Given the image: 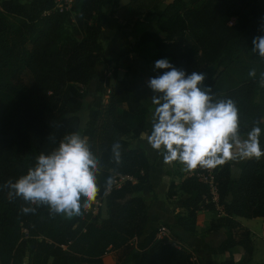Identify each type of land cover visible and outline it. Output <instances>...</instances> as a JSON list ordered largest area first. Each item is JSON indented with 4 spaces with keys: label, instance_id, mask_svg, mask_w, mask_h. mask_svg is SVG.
<instances>
[{
    "label": "trees",
    "instance_id": "16d2710c",
    "mask_svg": "<svg viewBox=\"0 0 264 264\" xmlns=\"http://www.w3.org/2000/svg\"><path fill=\"white\" fill-rule=\"evenodd\" d=\"M144 4L149 11H143ZM54 6V0L0 1V264H103L109 251L115 264H194L190 252L155 237L159 224L145 234L149 205L143 192L155 161L131 144L148 131L149 114L134 90L131 66L139 56L150 68L149 78L166 71L155 69L159 59L188 74L203 73L201 87L211 89L214 102L230 98L236 103L241 135L253 126L262 129L264 151V59L253 52V40L264 36V0H129L122 10L130 16L151 15L155 29L141 31L131 45L106 59L113 64L111 72L98 69L104 61L105 0H72L62 11ZM118 6L119 0H112V16ZM122 60L127 61L124 68ZM252 69L255 77L249 76ZM24 74L30 75L29 82ZM86 100L88 114L81 125ZM73 132L88 138L101 162L97 199L102 204L96 214L82 208L81 216L69 219L8 195L2 187L8 180L27 174L37 156L50 154ZM115 142L122 145L120 164L112 159ZM198 170L179 172V180L167 186V198L184 195V214L177 213L176 222L194 233L197 213L214 212L218 216L205 230L223 228L225 233L212 251L236 245L243 251L239 261L230 257L218 264H264L250 262V231L233 218H264V161H239L237 170L230 162L212 169L216 200ZM119 175L131 179L113 184L105 194L108 177ZM29 206L36 212L24 214L22 208Z\"/></svg>",
    "mask_w": 264,
    "mask_h": 264
},
{
    "label": "clouds",
    "instance_id": "9594fccd",
    "mask_svg": "<svg viewBox=\"0 0 264 264\" xmlns=\"http://www.w3.org/2000/svg\"><path fill=\"white\" fill-rule=\"evenodd\" d=\"M253 45V52L264 59V36H257ZM155 69L166 71L147 82L154 93L151 102L155 108L146 139L163 156L165 165L179 162L183 170L191 173L198 168L216 169L229 161H259L264 157L262 129L253 126L242 137L236 103L230 98L214 102L211 89L201 87L206 78L203 73L188 74L168 59L157 60ZM249 76H256L255 69L249 71ZM261 79L264 80V73ZM111 153L113 161L120 164L121 143H113ZM100 173L101 162L92 152L88 138L73 132L65 135L50 154L37 156L35 166L27 174L15 182L8 180L2 187L8 189L9 196L21 197L30 205L47 206L50 214L71 219L81 216L82 208L86 211L96 201ZM114 182L109 176L105 194ZM22 212L35 213L36 208L23 207Z\"/></svg>",
    "mask_w": 264,
    "mask_h": 264
},
{
    "label": "crops",
    "instance_id": "0c3cea01",
    "mask_svg": "<svg viewBox=\"0 0 264 264\" xmlns=\"http://www.w3.org/2000/svg\"><path fill=\"white\" fill-rule=\"evenodd\" d=\"M103 21L102 20V33H103ZM101 41L104 45V60L109 58H114L120 49L114 51H107L105 47V42L103 41V37L101 35ZM140 58L139 56H135V61L131 66L130 77L133 78L135 71V63ZM141 62L145 66L146 63L140 58ZM99 66V65H98ZM121 75H119L120 77ZM149 76V75H148ZM145 87L143 85H138V87H134V90L137 94L142 96L143 102L146 98L148 102L151 101V97L153 96L152 90L145 93ZM155 106V105H151ZM149 115V114H148ZM149 118V117H148ZM148 131L142 134L131 141V144L136 147L143 148L145 154L155 161L153 168L151 169V179L150 185L147 189L144 190L143 195L146 199L147 204L149 205L147 213L149 216V223L146 228L145 234L148 233L151 227L156 226L157 224H166L170 230L171 236L175 241L179 243V247L184 248L188 252L191 253L192 260L194 264H218L221 261L227 260L230 257L234 259V261H239L242 258L243 251L240 246H234L230 251L225 252H213L212 249L216 248L220 245V243L224 240L225 230L223 228L217 231L207 232L205 229L209 224L210 220L218 216L216 213L211 212L209 210H201L197 213L196 216V225L195 232L191 233L186 231L183 227H181L176 222L175 215L177 213L184 214V210L181 207L182 200L184 199V195L177 194L172 198L166 197L167 186L170 181H174L175 183L179 180L178 174L183 171L182 166L174 164L173 165H165L163 162V158L158 157L160 152L151 148V146L147 143V135L151 132L152 124L151 122L146 123ZM264 161V157L261 158ZM234 170H237V161H229ZM158 167V168H157ZM160 188V190H159ZM160 191V192H159ZM150 206H153L152 213L149 212ZM233 218L238 221L241 225L247 227L250 231V237L253 243V252L251 255V263H259L264 262V218H244L240 216H233ZM203 227V229H202ZM138 241V240H137ZM262 244L263 248L259 247ZM103 264H115L113 258V251H109L103 257ZM85 264V263H84Z\"/></svg>",
    "mask_w": 264,
    "mask_h": 264
},
{
    "label": "rangeland",
    "instance_id": "374dc122",
    "mask_svg": "<svg viewBox=\"0 0 264 264\" xmlns=\"http://www.w3.org/2000/svg\"><path fill=\"white\" fill-rule=\"evenodd\" d=\"M1 1V0H0ZM165 1H170V0H165ZM129 0H119V6L118 9L115 13L110 12L111 10V5H112V0H105V14H104V21H103V41L105 42V47L107 51L110 52V50H118V49H123L126 45H131L135 39H137V36L139 33L145 29H150L154 30L155 29V20L154 18L150 16H130L129 14H126L122 10V7L127 5ZM144 12L149 11L150 9L146 8V4H144ZM115 17V19L113 18ZM135 63V71L134 75L132 78V84L133 87H138V85H143L145 88V93L149 92L151 89L148 87L147 82L150 79L149 74H150V68L149 66H145L143 62H141L140 58ZM126 60H122L121 62V67L124 68V64L126 63ZM113 67L112 63H108L107 61H103L99 66L98 69L101 71L106 70L107 72H111ZM123 69H120L118 72V75H122ZM30 75L24 74L23 79L25 82H29L30 80ZM111 84H114V80L111 79ZM260 85L264 86V80L260 81ZM89 93L93 94L94 93V87L93 85L89 86ZM106 99V97H105ZM144 105L149 107V115L147 118L148 123L151 122V117L154 112L155 106H151L152 102H148L147 99H144ZM88 108H89V103L88 100L85 101L84 103V108L83 110L79 113L80 118H81V125L85 123V120L87 118L88 114ZM242 137L246 136L241 135ZM158 168V167H157ZM182 173V172H181ZM160 190V188H159ZM161 191V190H160ZM159 191V192H160ZM153 206H150L149 212L152 213ZM101 216H105V208L104 206L101 207ZM203 229V227H202ZM263 243L260 244L259 247L263 248L262 246ZM25 264H27L25 262Z\"/></svg>",
    "mask_w": 264,
    "mask_h": 264
},
{
    "label": "built area",
    "instance_id": "2783aa9c",
    "mask_svg": "<svg viewBox=\"0 0 264 264\" xmlns=\"http://www.w3.org/2000/svg\"><path fill=\"white\" fill-rule=\"evenodd\" d=\"M55 1V6L54 9H57L59 11L66 10L70 7L72 0H54ZM233 18L230 20V23L233 22ZM199 170L196 172V175L199 177V179L207 184L209 188V192L212 195V199L216 200L217 199V187H216V182L214 180L213 174H212V169H202L198 168ZM192 173V172H191ZM131 179L129 176H122L119 175L115 177L114 179V185L115 186H120V184L123 182L124 179ZM102 202L99 199H96V201L92 204L91 208L88 210H83L84 213H87L91 211L93 214H96L98 212L99 207L101 206ZM155 237L157 239H163L165 240L166 243H170L176 247H179V243L173 239L171 236L170 230L167 225L165 224H159L157 227V231L155 233ZM131 244L136 245L137 239L133 238L131 241Z\"/></svg>",
    "mask_w": 264,
    "mask_h": 264
}]
</instances>
